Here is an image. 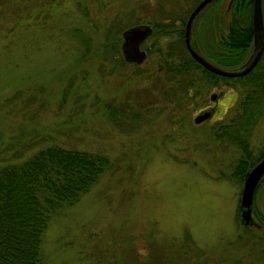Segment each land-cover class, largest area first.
<instances>
[{"label":"rangeland","instance_id":"374dc122","mask_svg":"<svg viewBox=\"0 0 264 264\" xmlns=\"http://www.w3.org/2000/svg\"><path fill=\"white\" fill-rule=\"evenodd\" d=\"M195 1L0 0V164L47 144L112 162L76 203L51 216L40 264H264L253 261L251 243L236 247L247 238L241 184L231 177L240 151L215 137L242 88L234 79L211 84L197 70L167 69L185 51L176 49L174 32L153 33L152 23L172 9L174 18L189 10L186 20ZM230 5L214 1L193 24L207 55L226 33ZM137 24L151 28L140 46L145 59L122 65L120 52L101 45L117 36L120 46L121 31ZM247 137L257 156L264 116ZM253 205L264 214V183Z\"/></svg>","mask_w":264,"mask_h":264},{"label":"trees","instance_id":"16d2710c","mask_svg":"<svg viewBox=\"0 0 264 264\" xmlns=\"http://www.w3.org/2000/svg\"><path fill=\"white\" fill-rule=\"evenodd\" d=\"M261 2L264 6V0ZM251 5L252 0L231 1L226 33L221 34L214 49L211 48L213 54L205 53L209 58L225 66H232L245 57L252 38ZM262 9L264 12V7ZM177 11L172 9L173 14H165L164 16H168L163 17L162 21L152 23L153 33L174 32L179 42L176 49L185 51V55L178 54L181 58L177 64H171L167 69L180 74L197 70L200 75L214 81L211 84H215L217 80L227 82L234 79L242 88L235 105L236 112L215 130V137L219 141L234 145L240 151L231 177L242 185L246 172L264 155V146L257 156H252L246 145L253 125L264 116V42L258 60L249 72L235 78L219 76L196 63L186 52L182 42L183 29L175 27H182L189 10H181L178 13L181 15L174 18ZM175 19H179L180 23H175ZM262 21L264 25V14ZM119 41V37H112L101 47L120 55ZM102 56L106 57V54ZM120 64L124 65L121 58ZM190 83L191 80L187 85ZM179 87L182 88L181 84ZM68 88L69 85L63 90V97ZM105 108L108 119L115 122L113 110L109 106ZM111 165L110 158L104 153L69 149L56 144L41 146L17 161L0 164V264H40L41 243L51 216L76 203ZM263 183L264 175L255 188L254 197ZM254 197L252 222L243 228L247 238L242 241L239 237L240 243L236 246L243 250L251 243L248 252H256V255H252L253 261L259 257L264 258V214L254 207ZM260 243L262 247L257 256L258 248H254Z\"/></svg>","mask_w":264,"mask_h":264},{"label":"water","instance_id":"95a60500","mask_svg":"<svg viewBox=\"0 0 264 264\" xmlns=\"http://www.w3.org/2000/svg\"><path fill=\"white\" fill-rule=\"evenodd\" d=\"M215 0H199L189 12L183 27V44L187 53L206 70L223 77H239L249 72L256 64L263 46V23L261 0H252L251 6V51L245 59L235 67H222L209 61L197 48L192 37L193 24L198 15ZM230 0L229 2H231ZM151 34L147 24H137L124 28L121 31L119 50L124 62L140 64L146 56L140 49V43ZM264 175V155L255 162L246 172L239 194L238 209L240 219L244 224L250 223L251 205L254 191L259 180Z\"/></svg>","mask_w":264,"mask_h":264},{"label":"flooded vegetation","instance_id":"af4514ba","mask_svg":"<svg viewBox=\"0 0 264 264\" xmlns=\"http://www.w3.org/2000/svg\"><path fill=\"white\" fill-rule=\"evenodd\" d=\"M208 7V6H207ZM200 15V14H199ZM201 16V15H200ZM263 32H264V25H263ZM263 36H264V33H263ZM145 40V39H144ZM144 40L140 43V46H141V44L144 42ZM195 41V40H194ZM263 42H264V39H263ZM195 43H197L196 41H195ZM196 46H197V48L199 49V51L203 54H205V52H203L202 50H201V48H199V45H198V43L196 44ZM250 47H251V43H250ZM249 47V48H250ZM140 48V47H139ZM140 49H142V48H140ZM142 50H144V49H142ZM144 52L146 53V51L144 50ZM249 53V49H248V51H247V53H246V55H245V57L247 56V54ZM203 54V55H204ZM205 56V55H204ZM209 61H212L211 60V58H209L208 56H205ZM245 57L240 61V62H238L237 64H235V65H232V66H226V67H235V66H237V65H239L244 59H245ZM214 63V62H213ZM225 66V65H224ZM214 97H216V94H211L210 95V98L213 100V98ZM209 115V113L208 112H205V113H203L202 115H200V116H198V117H194V121H197V122H200V121H203L202 119H205L207 116ZM251 217H252V214H251Z\"/></svg>","mask_w":264,"mask_h":264},{"label":"bare ground","instance_id":"6f19581e","mask_svg":"<svg viewBox=\"0 0 264 264\" xmlns=\"http://www.w3.org/2000/svg\"><path fill=\"white\" fill-rule=\"evenodd\" d=\"M189 55V54H188ZM190 56V55H189ZM191 57V56H190ZM192 58V57H191ZM193 59V58H192ZM194 60V59H193ZM195 61V60H194ZM196 62V61H195ZM197 63V62H196Z\"/></svg>","mask_w":264,"mask_h":264}]
</instances>
